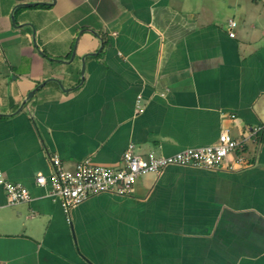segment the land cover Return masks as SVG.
I'll list each match as a JSON object with an SVG mask.
<instances>
[{
    "label": "crops",
    "instance_id": "0c3cea01",
    "mask_svg": "<svg viewBox=\"0 0 264 264\" xmlns=\"http://www.w3.org/2000/svg\"><path fill=\"white\" fill-rule=\"evenodd\" d=\"M263 113L264 0H0V171L32 196L0 185V264H264ZM227 128L218 169L171 164L69 212L36 183L54 155L119 167L130 143L169 155Z\"/></svg>",
    "mask_w": 264,
    "mask_h": 264
},
{
    "label": "built area",
    "instance_id": "2783aa9c",
    "mask_svg": "<svg viewBox=\"0 0 264 264\" xmlns=\"http://www.w3.org/2000/svg\"><path fill=\"white\" fill-rule=\"evenodd\" d=\"M237 23L229 20V35L234 37ZM234 116V114H231ZM251 137L264 133V113L262 121L249 129ZM241 142L232 136L229 129L219 134L217 141L201 147H189L169 155H158L149 151L145 155L134 152V144L130 143L122 154L123 164L119 167L98 164L89 158L78 161L73 169L65 168L58 155L51 157L53 170L49 177L38 173L36 183L45 186L50 183L49 193L59 199L62 208L69 210L92 195L115 193L128 195L132 192L137 178L149 172H159L171 164L195 165L207 169H218L226 157L239 148ZM245 158L235 155L229 169L241 166ZM0 185L6 196V204L14 205L29 201L31 194L28 188L17 181L4 178L0 171ZM0 201V207L2 206Z\"/></svg>",
    "mask_w": 264,
    "mask_h": 264
},
{
    "label": "water",
    "instance_id": "95a60500",
    "mask_svg": "<svg viewBox=\"0 0 264 264\" xmlns=\"http://www.w3.org/2000/svg\"><path fill=\"white\" fill-rule=\"evenodd\" d=\"M40 85H42V84H40ZM35 90H33L32 92H31V94L34 92ZM31 94H29V95H31Z\"/></svg>",
    "mask_w": 264,
    "mask_h": 264
},
{
    "label": "trees",
    "instance_id": "16d2710c",
    "mask_svg": "<svg viewBox=\"0 0 264 264\" xmlns=\"http://www.w3.org/2000/svg\"><path fill=\"white\" fill-rule=\"evenodd\" d=\"M239 149V148H238Z\"/></svg>",
    "mask_w": 264,
    "mask_h": 264
}]
</instances>
